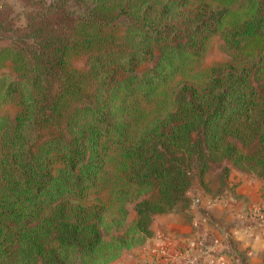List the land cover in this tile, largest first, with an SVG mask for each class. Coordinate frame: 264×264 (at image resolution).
<instances>
[{"label":"trees","instance_id":"1","mask_svg":"<svg viewBox=\"0 0 264 264\" xmlns=\"http://www.w3.org/2000/svg\"><path fill=\"white\" fill-rule=\"evenodd\" d=\"M23 2L0 3V264H108L210 159L264 178V0ZM217 33L239 61L202 64Z\"/></svg>","mask_w":264,"mask_h":264},{"label":"crops","instance_id":"2","mask_svg":"<svg viewBox=\"0 0 264 264\" xmlns=\"http://www.w3.org/2000/svg\"><path fill=\"white\" fill-rule=\"evenodd\" d=\"M217 185L189 191L201 194L199 204L156 214L152 235L108 264H264V179L232 168Z\"/></svg>","mask_w":264,"mask_h":264},{"label":"rangeland","instance_id":"3","mask_svg":"<svg viewBox=\"0 0 264 264\" xmlns=\"http://www.w3.org/2000/svg\"><path fill=\"white\" fill-rule=\"evenodd\" d=\"M87 1H89V2L94 1L97 3H101L102 9L107 7V8H110L112 10V2H114V1L118 2L120 0H87ZM2 2H6V3L11 4L13 6L15 15L17 17V22L21 23V24L24 23L25 20H24L23 12H24L25 7H24L23 0H0V3H2ZM104 3H105V5H104ZM119 17H120L119 27L123 28L124 26H122L123 25L122 23H123V21L127 20L129 15L122 13ZM93 53H94V51H92V50H83V49L78 50L77 52L71 53L69 60H70L71 64H73L75 67H78V68L83 69V70H87V68L89 67V64H90V55ZM155 53H157V50L155 51ZM240 58H241V56L239 54L235 55V53L231 49L227 48L224 37L221 34L217 33V34H214L208 42L206 51L204 53V56L202 57V64L208 66V65L215 64V63L225 62V61L237 62L240 60ZM142 64L144 65V64H148V63L144 62ZM1 76L2 77H8V76L14 77V76H16V73L12 70V67H11L9 61H7L5 64H3L0 67V77ZM17 110H18V104L16 103L15 99H10V100L3 101L0 103V115H4V116L8 117L9 119H12L15 116ZM56 167H57V165H56ZM232 168L245 171V170L237 167L236 165H234L232 163V161L228 158L222 157L218 160L210 159L208 161V168L205 171L202 179H199L196 176L197 174L195 173L194 178L192 180V185H191V188L189 191L192 192L193 191L192 188L193 189L197 188V186L204 187V188H206L207 191L214 190L216 187H218L217 184H219L221 178H223L227 173H229ZM260 177L263 178L262 176H260ZM152 191H156V188L152 187L151 189L146 190L141 195L140 198L135 199L133 201H130L127 204V220L128 221L133 219L135 214H136V211L134 209L135 202L141 198L148 197ZM191 194L192 193L188 192L187 195L192 196ZM191 198L192 197H190V200H192ZM190 200H188V201L179 200L175 205H177L179 203H180V205H183V204L189 203ZM260 210H261V207H260ZM156 214H159V213H155L153 215V218ZM149 237H147V239Z\"/></svg>","mask_w":264,"mask_h":264},{"label":"built area","instance_id":"4","mask_svg":"<svg viewBox=\"0 0 264 264\" xmlns=\"http://www.w3.org/2000/svg\"><path fill=\"white\" fill-rule=\"evenodd\" d=\"M191 195H192L191 197L193 198L194 202L197 203V204H199V202H200V200H201V194L193 193V194H191ZM250 210H251V214L254 215V216H259L260 213H261V211H260V207H259L258 204H256V205L250 207ZM258 210H259V211H258ZM220 263H221V264H226V262H223L222 260H220Z\"/></svg>","mask_w":264,"mask_h":264}]
</instances>
